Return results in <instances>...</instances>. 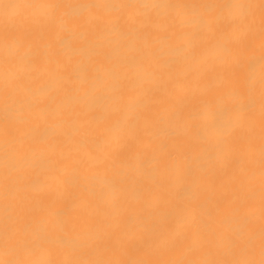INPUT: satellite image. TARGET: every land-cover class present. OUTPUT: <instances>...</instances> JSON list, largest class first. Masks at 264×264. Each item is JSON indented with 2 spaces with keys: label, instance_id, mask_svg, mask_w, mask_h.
I'll list each match as a JSON object with an SVG mask.
<instances>
[{
  "label": "snow or ice",
  "instance_id": "snow-or-ice-1",
  "mask_svg": "<svg viewBox=\"0 0 264 264\" xmlns=\"http://www.w3.org/2000/svg\"><path fill=\"white\" fill-rule=\"evenodd\" d=\"M252 7L179 0H0V264H264V63L258 149L250 118L255 110V64L249 61L244 90L219 95L210 123L200 120L211 106L206 97L213 89L206 85L191 97L202 112L191 114L184 128L200 147L198 159L204 166H194L179 148L160 143L164 165L143 172L142 182L131 186L126 165L117 163L113 151L114 144L129 151L140 144L153 123L146 116L148 104L161 84L185 78L193 70L230 68L233 61L243 69L236 45L252 31L245 23ZM260 7L264 17V0ZM23 9L31 15L19 20ZM260 38L264 47V18ZM157 47L166 48L169 58L161 61ZM91 57H99L103 65L82 62ZM75 58L81 62L69 73ZM89 69L95 75L92 86L84 90L82 73ZM111 113H119V119L107 123ZM175 116V111L161 115L159 123ZM238 127L249 132L247 166L241 168L244 180L233 181L236 186L217 199L212 179L217 169L242 163L233 159L236 149L229 139ZM83 167L91 175H82ZM29 170L34 175L26 183L24 173ZM52 182L98 188L90 206L98 218L94 229L74 235L77 222L62 211L35 223L24 219L35 209L25 206L29 198L21 193L37 185L51 188ZM257 200L259 230L251 207ZM161 203L169 210L148 226L142 213L148 211L151 217L150 209ZM132 206L139 211L124 219ZM222 211L227 215L221 216ZM52 249L63 250L65 258H48ZM176 252L178 259L166 258Z\"/></svg>",
  "mask_w": 264,
  "mask_h": 264
},
{
  "label": "bare ground",
  "instance_id": "bare-ground-1",
  "mask_svg": "<svg viewBox=\"0 0 264 264\" xmlns=\"http://www.w3.org/2000/svg\"><path fill=\"white\" fill-rule=\"evenodd\" d=\"M20 3H45L56 2L62 4H84V3H121L129 2V0H18ZM137 3H169L178 2V0H132ZM179 2H199V3H214V4H228L240 2L253 5L250 9L249 15L245 19V23L251 25L252 31L247 36H241L239 43L236 45L238 49V59L244 66L243 69L237 68L235 62H231V67L227 65L216 66L214 69L207 72L190 71L185 78L174 79L170 82L161 84L153 94L148 104L146 111L147 118L152 121V126L141 137L139 145L135 146L131 151L122 148L118 145H113V151L117 157L118 164H124L127 179L131 186H135L142 182V173L150 171L156 167L164 165L165 158L159 153L158 146L160 143H169L170 149L179 148L185 155L190 158L194 166H204L205 161L198 159L200 147L195 144L190 132L186 133L184 125L190 124L189 116L193 113H201L202 110L198 104L191 101L194 94L199 93V90L204 86H209L213 89L212 93L206 97L210 102V108L207 113L201 117L200 123L207 124L211 122V111L215 107V101L219 95L224 91L232 90L240 92L244 90V81L248 78L247 64L252 61L255 64L252 76L255 80V88L253 97L255 99V110L250 114L255 129V147L259 148V135L261 127V114H260V96H261V66L264 63V47L260 38V30L262 27V12L261 0H179ZM31 15V10L23 9L18 16L22 20L26 16ZM179 32V29H177ZM58 52L59 49H53ZM155 54L161 58V61L169 58V53L166 48H155ZM43 54L44 49H40ZM81 62L80 58H75L69 65V73L76 67L77 63ZM85 64L103 65V61L99 57H91L88 60L82 61ZM127 71V69H125ZM85 76V82L81 85L82 89L87 90L92 86L94 73L89 69L87 72L82 73ZM3 104V66L0 63V115H2ZM79 110V109H78ZM171 111H175L176 116L174 119L167 120L164 124L159 123L161 115H165ZM119 113H111L107 123H113L119 119ZM36 119L39 121V117ZM174 133V137L170 139L169 134ZM249 132L246 127H238L233 136L230 137V142L234 145L236 153L233 159L242 161L241 166L237 167L232 165L227 169H217V174L212 179L214 180L217 199L221 195H226L228 191L235 187L233 181L239 183L244 180L241 168L247 166V161L244 159V153L247 148V137ZM3 137L0 136V154H2ZM44 147V146H40ZM143 165V168H140ZM82 175H91V172L86 168H81ZM26 183L31 180L34 173L29 170L24 173ZM110 175V174H109ZM257 192H258V180ZM94 189L92 185L85 183H78L74 186L58 185L52 182L51 188L47 185H37L30 188L26 192H22V196L28 197V203L25 206L35 209L31 213L24 215L26 221L33 223L42 218H49L50 213L64 212L77 222V229L74 235L83 236L90 230L94 229L97 224V217L92 214V207L96 202ZM70 192L71 198L66 197L65 193ZM3 167L0 161V213L3 210ZM256 214V221L254 227L259 230V213H258V200L251 205ZM169 210L168 206L161 203L150 209L152 212L151 217L148 211H144L145 223L151 226L158 223L160 216ZM19 212V207L17 209ZM137 206H132L129 212L124 214V219L133 212H138ZM159 214V215H158ZM227 215L226 211L221 212V216ZM180 253H171L166 258L178 259ZM48 258L53 260H62L65 258V252L59 249L50 250Z\"/></svg>",
  "mask_w": 264,
  "mask_h": 264
}]
</instances>
